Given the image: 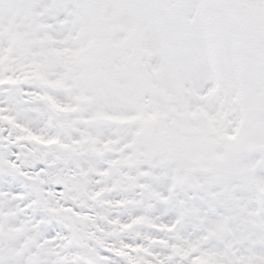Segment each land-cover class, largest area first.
I'll list each match as a JSON object with an SVG mask.
<instances>
[{
    "label": "snow or ice",
    "instance_id": "1",
    "mask_svg": "<svg viewBox=\"0 0 264 264\" xmlns=\"http://www.w3.org/2000/svg\"><path fill=\"white\" fill-rule=\"evenodd\" d=\"M0 264H264V0H0Z\"/></svg>",
    "mask_w": 264,
    "mask_h": 264
}]
</instances>
